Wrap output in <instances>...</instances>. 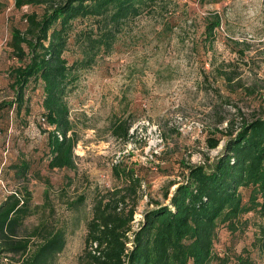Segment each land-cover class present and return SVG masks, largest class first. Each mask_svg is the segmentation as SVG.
Returning <instances> with one entry per match:
<instances>
[{"label": "rangeland", "instance_id": "1", "mask_svg": "<svg viewBox=\"0 0 264 264\" xmlns=\"http://www.w3.org/2000/svg\"><path fill=\"white\" fill-rule=\"evenodd\" d=\"M0 0V103L11 99L7 71L13 66L7 47L11 31L24 28L22 15L37 8L14 9ZM85 21L76 29L89 26ZM63 57L80 54L72 42ZM40 84L25 93L29 109L18 115L1 111L0 201L26 187L31 205L48 204L25 220L35 225L50 216L66 230L65 246L51 264H77L84 225L97 191L119 186L111 167L133 171L140 187L132 228L154 202L164 203L181 182L186 167L210 162L222 150L227 128L264 116V0H157L151 10L127 21L108 53L79 71L65 102L73 138L74 168L48 170L44 148ZM122 124L126 137L111 126ZM219 139L208 149L205 139ZM29 171L17 173L20 164ZM84 201L77 213L67 203ZM264 220L249 212L229 232L215 228L211 264H237V258L264 264L251 247ZM0 264H14L1 258Z\"/></svg>", "mask_w": 264, "mask_h": 264}, {"label": "trees", "instance_id": "2", "mask_svg": "<svg viewBox=\"0 0 264 264\" xmlns=\"http://www.w3.org/2000/svg\"><path fill=\"white\" fill-rule=\"evenodd\" d=\"M157 0H13L14 9L37 8L22 15L24 28L11 31L7 47L14 64L7 71L12 93L0 103L1 111L15 116L29 109L25 93L40 84L42 119L46 132L44 155L48 170H72V136L65 102L79 71L89 68L100 53H108L122 26L151 10ZM85 21L89 26L76 29ZM80 58L70 64L63 57L69 43ZM111 135L126 137L122 124L111 126ZM221 153L210 162L186 167L181 182L173 183L164 203L154 202L133 229L140 187L132 170L112 165L111 174L119 186L97 191L91 200L90 215L84 222L82 252L77 264H211L215 228L224 225L229 232L236 221L249 212L264 220V116L244 122L233 131L227 128ZM219 139L208 136L205 143L214 149ZM27 163L17 168L19 175L29 171ZM31 205L26 187L0 201V259L14 264H51L65 246L66 230L50 216L35 225L25 220L38 208ZM84 197L67 203L77 213ZM251 247L264 260V225ZM237 264H252L237 258Z\"/></svg>", "mask_w": 264, "mask_h": 264}, {"label": "built area", "instance_id": "3", "mask_svg": "<svg viewBox=\"0 0 264 264\" xmlns=\"http://www.w3.org/2000/svg\"><path fill=\"white\" fill-rule=\"evenodd\" d=\"M43 120V119H42Z\"/></svg>", "mask_w": 264, "mask_h": 264}]
</instances>
